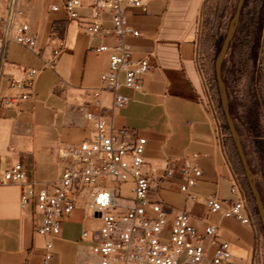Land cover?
<instances>
[{
	"label": "crops",
	"instance_id": "0c3cea01",
	"mask_svg": "<svg viewBox=\"0 0 264 264\" xmlns=\"http://www.w3.org/2000/svg\"><path fill=\"white\" fill-rule=\"evenodd\" d=\"M37 1L26 4V14L42 51L35 55L9 45L0 85V264H42L46 241L34 232L39 216L33 205L20 208L19 188L3 183V173L19 163L29 182L59 179L65 167L58 157L59 149L79 145L91 132L76 108L85 102V89L96 87L108 68V55L94 52L100 41L92 40L63 12L48 13L51 0ZM206 2L145 0L144 12L125 11L128 25L139 32V37L126 39L132 47V61L152 55L151 70L140 93L124 87L118 90L128 103L113 112V127L134 129L146 139L145 160L155 177L160 175L164 155L197 154L202 175L189 189L197 200L185 202L178 190L182 184L179 177L166 178L158 184L160 199L170 210H186L200 233L207 223L218 227L215 238L205 243L203 264H211L213 250L221 241L230 245L229 264H252L258 243L257 224L242 225L233 219L207 215L203 201L211 195L220 201L234 200L230 193L233 176L238 177L245 193L226 135L222 139L217 136L214 119L203 102L194 63L196 27ZM80 15L89 17L90 11L83 9ZM103 19L104 26L110 27V17L104 15ZM53 31L57 38L51 37ZM102 43L114 46L115 40L107 38ZM59 45L62 49L53 69L46 68L45 63ZM24 69L40 71L33 96L7 107L3 100L21 93L11 90L10 82L21 79ZM119 82H123L122 74ZM111 101L112 95L104 93L102 108H110ZM81 204L61 223L59 235L51 240L52 258L48 264H98L91 247L100 223L92 220ZM84 232L87 237L82 236Z\"/></svg>",
	"mask_w": 264,
	"mask_h": 264
},
{
	"label": "built area",
	"instance_id": "2783aa9c",
	"mask_svg": "<svg viewBox=\"0 0 264 264\" xmlns=\"http://www.w3.org/2000/svg\"><path fill=\"white\" fill-rule=\"evenodd\" d=\"M34 1L37 0H0V85L9 45L20 46L35 55L42 51L26 14V4ZM144 3L145 0H51L47 8L48 13L63 12L68 21L77 22L92 40L100 41L94 52L108 55V68L100 75L96 87L85 89V102L76 108L90 125L91 132L79 145L59 149L58 157L65 164L60 178L46 183L29 182L19 163L2 175L3 183L19 188L20 208L24 210L33 205L39 216L34 232L46 240L42 264H48L52 258L51 240L59 235L61 223L81 203L84 212L100 223L91 247L92 254L99 259L98 264H203L205 243L217 234L218 227L210 223L200 233L186 210L168 209L159 196L161 181L179 177L182 184L178 190L185 202H195L197 195L189 189L202 175L196 163L199 156L194 153L181 157L164 155L160 175L155 177L145 160L146 139L134 129L113 127V112L128 103L118 90L124 87L140 93L143 80L151 70L152 55L132 61V47L126 43L127 38L139 37V32L128 25L125 11L144 12ZM83 9L90 11L89 17L80 15ZM104 15L110 17V27L104 26ZM51 37L57 38V32H51ZM107 38L114 39L115 45L103 44ZM61 47L52 52L46 68L53 69ZM194 63L203 102L214 119L217 136L222 139L221 111L200 60L197 43ZM39 72L22 70V78L12 80L9 85L11 90L21 93L4 99L3 104L9 107L31 99ZM104 93L112 95L108 109L101 106ZM101 182L114 186L103 187ZM122 186L130 187L131 199L119 197L118 190ZM230 193L234 196L232 201H220L215 195L206 197L203 200L206 214L255 226L254 213L237 176L230 179ZM82 236L87 237V233ZM256 257L257 249L252 264ZM231 259L229 243L218 242L211 264H229Z\"/></svg>",
	"mask_w": 264,
	"mask_h": 264
},
{
	"label": "rangeland",
	"instance_id": "374dc122",
	"mask_svg": "<svg viewBox=\"0 0 264 264\" xmlns=\"http://www.w3.org/2000/svg\"><path fill=\"white\" fill-rule=\"evenodd\" d=\"M237 2L207 0L196 27L200 60L218 99L219 108L214 65ZM40 18L37 17L38 20ZM222 80L227 91L229 112L264 206V0L245 1V8L223 61ZM220 121L244 191L249 196L251 207L255 208L222 111ZM100 184L103 187L114 186L110 182ZM118 193L121 199H131L129 186L120 187ZM256 224L258 248L255 264H264V235L259 220Z\"/></svg>",
	"mask_w": 264,
	"mask_h": 264
},
{
	"label": "water",
	"instance_id": "95a60500",
	"mask_svg": "<svg viewBox=\"0 0 264 264\" xmlns=\"http://www.w3.org/2000/svg\"><path fill=\"white\" fill-rule=\"evenodd\" d=\"M244 4V0H238L237 6L235 13L233 15V18L230 22L229 28L227 30V33L223 39V42L221 44V47L219 49V52L217 54L216 60H215V65H214V76H215V81H216V86H217V92H218V97H219V102H220V108L224 117V121L227 127V130L230 134V137L232 139V143L234 146V149L236 151V154L238 156L241 168L244 173V177L248 186V189L250 191V194L254 200L255 204V209L257 213L258 220L261 225V229L263 231L264 235V206L261 200L260 193L257 189L256 183L254 181L252 172L247 164V161L245 159V155L243 152V148L240 142L239 135L237 133V130L235 128V125L232 121L230 112H229V101H228V96H227V91L225 84L222 80V65L223 61L227 55V52L230 47V43L234 37V34L236 32V28L239 23V18L241 14V10Z\"/></svg>",
	"mask_w": 264,
	"mask_h": 264
},
{
	"label": "trees",
	"instance_id": "16d2710c",
	"mask_svg": "<svg viewBox=\"0 0 264 264\" xmlns=\"http://www.w3.org/2000/svg\"><path fill=\"white\" fill-rule=\"evenodd\" d=\"M245 1L246 0H244V4H243V7H242V10H241V14H240V18H241V15H242V12H243V10H244V8H245ZM240 18H239V21H240ZM239 24V23H238ZM238 27V26H237ZM237 29V28H236ZM214 91V90H213ZM213 95H214V98H215V100H216V102L218 103V99H217V97H216V95L214 94V92H213ZM245 193H246V191H245ZM246 196L248 197V199H249V196L247 195V193H246ZM249 204H250V202H249ZM251 206V205H250ZM251 210L253 211V213H254V216H255V219H256V221L258 220L257 218V213H256V209L255 208H253V207H251Z\"/></svg>",
	"mask_w": 264,
	"mask_h": 264
}]
</instances>
